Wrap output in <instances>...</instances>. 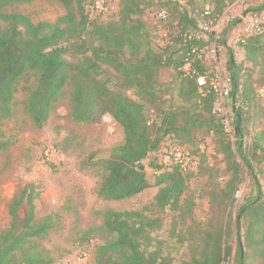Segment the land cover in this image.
I'll list each match as a JSON object with an SVG mask.
<instances>
[{
	"label": "trees",
	"instance_id": "trees-1",
	"mask_svg": "<svg viewBox=\"0 0 264 264\" xmlns=\"http://www.w3.org/2000/svg\"><path fill=\"white\" fill-rule=\"evenodd\" d=\"M35 1L0 0V119L13 115L22 82L26 112L38 129L46 126L67 87L75 123L91 122L99 110L111 115L123 128L125 138L99 163L107 173L96 192L102 201H125L150 189L153 185L144 161L159 153L171 137L177 140L167 143L168 147H185L199 158L197 171L182 173L174 167L159 173L154 186L160 189L153 204L145 208L152 216L136 210L103 213L104 228L113 238L96 247L95 264H224L234 251L232 239L236 243L235 264H264V191L256 172L264 163V130L256 133L249 154L243 143L247 121L260 116L256 110L258 102L264 103V81L255 90L249 79L240 75L243 66L249 65L264 72V23L237 45L243 51L244 64L228 63L234 121L232 131L227 132L223 118L213 112L212 68L202 53L208 43L197 34L206 3L213 5L212 19L217 23L235 0H207L202 5L196 0H157L154 9L145 0H120L118 14L106 23L90 17V0H56L66 14L54 24H34L28 16L6 12L10 5ZM148 11L166 25L168 38L162 47L155 48L149 41L144 21ZM255 11L261 13L264 5ZM168 68L177 72L178 95L187 105L179 111L159 109L161 120L150 122L147 107L166 103L160 78L161 71ZM198 75L207 78L204 87L198 85ZM127 91H133L135 98ZM197 133L213 137L228 168L223 183L208 177L206 197L211 216L204 223L195 220V201L187 195L190 180L205 160L198 148L184 146L196 144ZM245 176L250 178L255 195H245L234 215L233 205ZM34 200L31 185L10 200V225L0 234V264L55 263L32 248L54 228L49 219L36 222ZM168 213L173 217L172 236L179 220L186 225L177 236L181 244L188 243L190 258L179 263L166 253V241L152 236L162 228Z\"/></svg>",
	"mask_w": 264,
	"mask_h": 264
},
{
	"label": "rangeland",
	"instance_id": "rangeland-1",
	"mask_svg": "<svg viewBox=\"0 0 264 264\" xmlns=\"http://www.w3.org/2000/svg\"><path fill=\"white\" fill-rule=\"evenodd\" d=\"M154 1L157 0H145L146 3H150L151 9L157 4ZM205 1L207 0H196L199 5ZM108 3V16L101 18L105 23L114 19L120 10V0H108ZM262 5L264 0L233 1L215 23V31L205 34L208 47L202 53L212 68L213 79L215 75L229 76L227 68L230 60L244 64L243 51L235 44L234 36L237 30L255 15L264 23V11L261 13L255 11ZM149 11L144 20L149 41L155 48L162 47L168 38L166 25L160 16ZM6 12L28 16L34 24L42 22L54 24L66 14L64 6L56 0L14 4L8 6ZM240 75L248 78L254 89H259V84L264 81V72L260 73L259 67L256 66H243ZM177 76L174 68L161 71L160 79L164 85L161 95L166 103L156 108L147 107L146 114L150 122L161 120L160 110L179 111L178 109L187 105L178 95ZM106 77L107 75L102 76L104 79ZM23 85L22 82L16 93L13 115L0 119V234L10 225L11 218L8 213L10 200L31 185L35 195L36 222L43 223L49 219L54 225L49 234L37 239V245L32 248L52 257L54 264H95L96 247L113 238L103 225L105 211L136 210L143 211L149 216L153 215L145 208L153 204L160 189L154 186L156 177L161 172L158 170L160 153H152L144 161L148 180L153 185L150 189L125 201H102L96 192L107 173L99 163L110 156L113 148L123 144L125 138L123 128L111 115L101 110L91 122L75 123L70 116L71 89L67 87L61 100L51 111L46 126L38 129L26 112L27 95L22 91ZM127 94L135 98L133 91H127ZM256 111L260 113L259 118L256 121H247L245 127L243 143L248 154L252 150L256 133L264 130L263 102H258ZM228 115L232 123L234 121L232 101L229 102ZM196 137V144L184 146L198 148L201 157L205 156V160L202 159L198 175L190 180L187 195L195 201V220L204 223L211 216L206 197L208 177L211 175L213 182L223 183L228 179V168L225 157L220 153L219 145L212 136L197 133ZM175 139L169 138L163 146L175 142L177 140ZM235 142L236 138L232 140L234 150ZM256 172L264 191V163L257 166ZM253 189L250 178L245 176L233 205L234 215L245 195L250 193L255 195ZM168 214L163 218L162 228L152 233V236L166 241V253L179 263L190 258L188 243L181 244L177 236L179 231L186 230V225L179 220L176 234L172 236L170 233L173 217L172 213ZM230 244L234 251L224 264H235L234 239ZM85 253L89 256L86 260Z\"/></svg>",
	"mask_w": 264,
	"mask_h": 264
},
{
	"label": "built area",
	"instance_id": "built-area-1",
	"mask_svg": "<svg viewBox=\"0 0 264 264\" xmlns=\"http://www.w3.org/2000/svg\"><path fill=\"white\" fill-rule=\"evenodd\" d=\"M108 0H90L87 5V11L91 18L107 17ZM214 7L210 3H206L203 9L204 22L200 25V31L197 36L205 39V34L215 31V23L212 19ZM164 17V15H163ZM261 19L255 15L250 21H247L237 30L235 37V44H239L253 33L257 31L261 24ZM197 83L200 87H204L207 84V78L202 75L197 76ZM212 86L216 92V102L214 105V114L223 118L224 126L227 132L232 131V123L228 115L229 102L232 101V80L230 76L226 74L215 75L212 81ZM160 167L162 171H168L174 167H178L182 173L189 171H197L199 166V158L196 155L191 154L189 150L182 146H166L160 150ZM88 254H84L85 260L88 259Z\"/></svg>",
	"mask_w": 264,
	"mask_h": 264
}]
</instances>
